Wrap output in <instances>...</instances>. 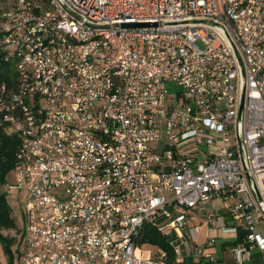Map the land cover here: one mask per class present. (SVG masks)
Segmentation results:
<instances>
[{"label": "built area", "instance_id": "obj_1", "mask_svg": "<svg viewBox=\"0 0 264 264\" xmlns=\"http://www.w3.org/2000/svg\"><path fill=\"white\" fill-rule=\"evenodd\" d=\"M0 48L17 264H179L170 238L200 218L238 264L264 259V0H0Z\"/></svg>", "mask_w": 264, "mask_h": 264}, {"label": "trees", "instance_id": "obj_2", "mask_svg": "<svg viewBox=\"0 0 264 264\" xmlns=\"http://www.w3.org/2000/svg\"><path fill=\"white\" fill-rule=\"evenodd\" d=\"M16 84L17 70L15 61L3 58L0 48V96L3 94V85H6L7 90H11L16 87ZM20 141L21 139L18 134L8 133L5 127L0 124V185L7 181V176L17 163ZM16 226V219L13 215V209L8 201L7 195L4 192H0V242H5V250L11 254V261L9 264H15L11 249L14 239L5 236L2 230L12 229ZM140 243H150L160 248L167 249L169 252L172 250L169 239L162 236L157 228L149 225H146L141 232ZM0 264L2 263L0 262Z\"/></svg>", "mask_w": 264, "mask_h": 264}, {"label": "crops", "instance_id": "obj_3", "mask_svg": "<svg viewBox=\"0 0 264 264\" xmlns=\"http://www.w3.org/2000/svg\"><path fill=\"white\" fill-rule=\"evenodd\" d=\"M207 207L216 210L218 214L226 213V208L220 199H213ZM190 226H197L194 239L190 237L191 230L189 228L184 230L185 236L174 234L170 238L174 245L181 247L183 257L179 264H200L199 258L194 254V248L197 245H203L205 252L215 256V260L208 264H238L237 256L231 250L230 242L223 237L220 226L210 232L207 223L201 218L192 222ZM211 234L216 238L213 243H209ZM186 242H189V245H186ZM245 264H264L262 253L258 249H254Z\"/></svg>", "mask_w": 264, "mask_h": 264}, {"label": "rangeland", "instance_id": "obj_4", "mask_svg": "<svg viewBox=\"0 0 264 264\" xmlns=\"http://www.w3.org/2000/svg\"><path fill=\"white\" fill-rule=\"evenodd\" d=\"M200 46L204 47V45L199 42ZM169 86H171L172 90L178 89L179 86L176 85L174 82H169ZM13 179V173L11 172L9 174V179ZM0 192H4L7 195L8 201L10 203V205L12 206L13 209V215L16 219V223L17 226L15 228L12 229H4L2 230L3 234L7 237H12L13 240V244L11 246L12 252H13V259L15 264L18 263L19 260V250H20V245H19V236H18V231L20 228V225H23V221H24V213H23V194L20 191L17 190H8V188L6 187L5 183H3L0 187ZM220 199V198H219ZM153 248V246L150 245H146L143 247V250L140 251L143 255H153L150 253V248ZM11 261V254L8 253L5 250V242L2 241L0 242V262L2 264H9V262Z\"/></svg>", "mask_w": 264, "mask_h": 264}, {"label": "water", "instance_id": "obj_5", "mask_svg": "<svg viewBox=\"0 0 264 264\" xmlns=\"http://www.w3.org/2000/svg\"><path fill=\"white\" fill-rule=\"evenodd\" d=\"M147 25H156V24H150V23H126V24H123V26H127V27H137V26H147Z\"/></svg>", "mask_w": 264, "mask_h": 264}]
</instances>
